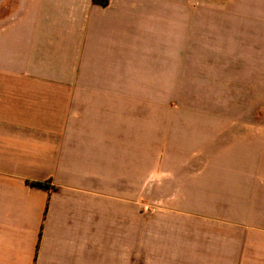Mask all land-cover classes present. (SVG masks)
Segmentation results:
<instances>
[{
	"label": "crops",
	"instance_id": "crops-1",
	"mask_svg": "<svg viewBox=\"0 0 264 264\" xmlns=\"http://www.w3.org/2000/svg\"><path fill=\"white\" fill-rule=\"evenodd\" d=\"M199 32L225 115L160 111ZM0 264H264V0H0Z\"/></svg>",
	"mask_w": 264,
	"mask_h": 264
},
{
	"label": "rangeland",
	"instance_id": "rangeland-1",
	"mask_svg": "<svg viewBox=\"0 0 264 264\" xmlns=\"http://www.w3.org/2000/svg\"><path fill=\"white\" fill-rule=\"evenodd\" d=\"M199 14H204L199 8ZM204 26V24H199ZM204 34V31H201ZM199 32V38L196 44V53L187 55H166L167 69H174L173 71L166 72V86L161 88L166 97L165 108L163 104H159L160 111L164 110L166 113L171 112H197L198 114H205L211 112L215 115H225V49H218L223 45V42L213 39L206 40L201 38L202 34ZM173 40L167 39L172 43ZM193 41V40H192ZM216 42V43H215ZM220 43V44H219ZM207 44L215 46L214 48L206 47ZM173 46V44L171 45ZM162 57L160 56V62ZM152 65V64H151ZM182 70V80H175L176 83L181 82L182 85H173V74L178 76V70ZM184 74V75H183ZM186 78V79H184ZM157 105V104H156ZM152 108L157 111V106ZM192 122L209 123L214 128H225V120H208V119H193ZM157 176L158 173L154 172L151 176L150 182V200L142 201L150 203L151 206H158L156 199L157 191ZM136 191H141V184H138Z\"/></svg>",
	"mask_w": 264,
	"mask_h": 264
},
{
	"label": "trees",
	"instance_id": "trees-1",
	"mask_svg": "<svg viewBox=\"0 0 264 264\" xmlns=\"http://www.w3.org/2000/svg\"><path fill=\"white\" fill-rule=\"evenodd\" d=\"M31 185L33 187H36V188H39V189H43V190H48L49 189L47 184H45L43 182H31Z\"/></svg>",
	"mask_w": 264,
	"mask_h": 264
}]
</instances>
